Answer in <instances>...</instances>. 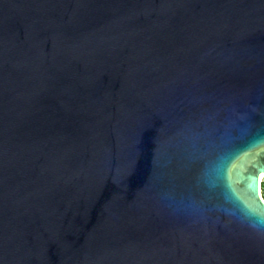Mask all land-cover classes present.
Masks as SVG:
<instances>
[{
  "label": "water",
  "instance_id": "obj_1",
  "mask_svg": "<svg viewBox=\"0 0 264 264\" xmlns=\"http://www.w3.org/2000/svg\"><path fill=\"white\" fill-rule=\"evenodd\" d=\"M242 137L264 0H0V264H264V234L163 199L210 208L201 155Z\"/></svg>",
  "mask_w": 264,
  "mask_h": 264
},
{
  "label": "clouds",
  "instance_id": "obj_2",
  "mask_svg": "<svg viewBox=\"0 0 264 264\" xmlns=\"http://www.w3.org/2000/svg\"><path fill=\"white\" fill-rule=\"evenodd\" d=\"M260 148H264V142L256 143L254 139L247 137H242L239 141L227 139L212 145L201 155L202 165L198 176V183L210 194L211 207L208 208L199 201H177L164 196L166 206L174 213L186 214L193 219H204L210 211H215L231 222L264 234V202L257 200L258 207L253 209L236 195L241 188H247L249 177L254 181L255 176L264 171L253 168L242 171L253 156L264 161V152L256 151ZM251 194L254 196L255 192Z\"/></svg>",
  "mask_w": 264,
  "mask_h": 264
},
{
  "label": "trees",
  "instance_id": "obj_3",
  "mask_svg": "<svg viewBox=\"0 0 264 264\" xmlns=\"http://www.w3.org/2000/svg\"><path fill=\"white\" fill-rule=\"evenodd\" d=\"M261 189H262V196H263V199H264V182L261 183Z\"/></svg>",
  "mask_w": 264,
  "mask_h": 264
},
{
  "label": "bare ground",
  "instance_id": "obj_4",
  "mask_svg": "<svg viewBox=\"0 0 264 264\" xmlns=\"http://www.w3.org/2000/svg\"><path fill=\"white\" fill-rule=\"evenodd\" d=\"M264 178V176L260 177V181L262 182V179Z\"/></svg>",
  "mask_w": 264,
  "mask_h": 264
},
{
  "label": "rangeland",
  "instance_id": "obj_5",
  "mask_svg": "<svg viewBox=\"0 0 264 264\" xmlns=\"http://www.w3.org/2000/svg\"><path fill=\"white\" fill-rule=\"evenodd\" d=\"M262 182H264V178L262 179Z\"/></svg>",
  "mask_w": 264,
  "mask_h": 264
}]
</instances>
